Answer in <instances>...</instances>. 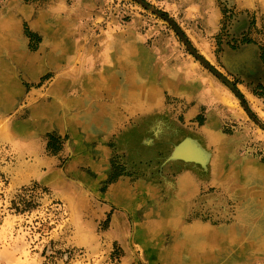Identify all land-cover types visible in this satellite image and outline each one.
I'll return each mask as SVG.
<instances>
[{"label":"rangeland","instance_id":"rangeland-1","mask_svg":"<svg viewBox=\"0 0 264 264\" xmlns=\"http://www.w3.org/2000/svg\"><path fill=\"white\" fill-rule=\"evenodd\" d=\"M0 264H264V0H0Z\"/></svg>","mask_w":264,"mask_h":264},{"label":"bare ground","instance_id":"bare-ground-1","mask_svg":"<svg viewBox=\"0 0 264 264\" xmlns=\"http://www.w3.org/2000/svg\"><path fill=\"white\" fill-rule=\"evenodd\" d=\"M244 58V57H243ZM152 120V122H156V124L155 125H153V126H147L146 128H142L141 127V131L139 132L140 133V138H139V140H138V142H137V144H135L134 146H133V148H137L138 149V147H140V148H147V145H146V142H150V141H153V139H155L154 138V135L156 134L157 136H160L161 138H164V137H174L172 134L170 135V132L164 127L165 126V124L162 122V120L160 119V121L159 120H156L155 118H152L151 119ZM148 135H150L149 137H148ZM158 138V137H157ZM190 139V138H189ZM188 139H185L181 144H180V147L178 148V147H176L175 149H174V151L172 152V154L170 155V156H172L174 159H177L178 157L177 156H180V155H182V154H184V155H186L187 157L189 156V157H195V158H197V159H199L203 164H206L205 162L207 161V153H205L204 152V150H200L199 148L200 147H196V143H194L193 141L194 140H192V139H190V141L192 140V142H188L187 141ZM163 141V140H162ZM170 142V141H169ZM163 144V143H162ZM199 144V143H198ZM143 150H146V149H142V150H140V151H143ZM149 151H147L146 150V152H144V153H148ZM186 157V158H187ZM191 157V158H192ZM170 158V157H169ZM182 158V157H181ZM180 158V159H181ZM210 158V157H209ZM179 159V158H178ZM183 159V158H182ZM184 160V159H183ZM209 160V159H208ZM187 162H190L191 163V161H187ZM195 163H196V161H194ZM210 162H211V160H210ZM187 164H189V163H187ZM193 164V163H192ZM209 164V163H208ZM207 164V165H208ZM202 165V164H201ZM195 166V165H194ZM193 166V167H194ZM204 167V166H203ZM206 167V166H205ZM197 169V168H196ZM201 169V168H200ZM207 169V168H206ZM189 174H192V173H189ZM193 176H194V174H193ZM192 176V177H193ZM180 187V189L182 190V189H186V188H188V190L191 188L190 187V184H189V180H187L186 178L182 181V185H180L179 186ZM183 187V188H182ZM179 189V190H180ZM180 190V191H181ZM188 190H187V192H188ZM187 192H184L185 194H179V196H178V198H177V200H179L180 202L181 201H186V200H182L184 197L183 196H185L186 195V193ZM180 193V192H179ZM188 194V193H187ZM189 196V195H188ZM188 196H185V197H188ZM181 198V199H180ZM176 200V201H177ZM247 202V201H246ZM178 223V222H177ZM178 224H180V223H178ZM208 228V227H207ZM207 228H205V229H203V228H201V230H209V229H207ZM181 230H200V228H198L197 226H193V227H189V226H186V225H183L182 226V229ZM223 230V229H222Z\"/></svg>","mask_w":264,"mask_h":264},{"label":"crops","instance_id":"crops-1","mask_svg":"<svg viewBox=\"0 0 264 264\" xmlns=\"http://www.w3.org/2000/svg\"><path fill=\"white\" fill-rule=\"evenodd\" d=\"M240 3V5H242V6H244L246 3L245 2H239ZM259 40L261 41L262 40V38H259ZM97 103H101V104H103V105H107V104H105L103 101H100V102H97ZM110 104V103H109ZM75 121H77V120H74V116L71 114V116H70V119L67 121V123H69L70 125H71V129L72 130H75L76 132H77V130L80 128V127H82V125H80L79 126V128L77 129V126L79 125L78 124V122H75ZM83 127H85L84 125H83ZM87 129V128H86ZM91 129H93V127L91 128ZM98 165H99V163H92V167L94 166V167H98ZM114 192V191H113ZM130 194V193H129Z\"/></svg>","mask_w":264,"mask_h":264}]
</instances>
